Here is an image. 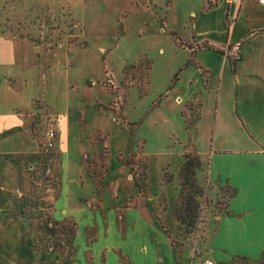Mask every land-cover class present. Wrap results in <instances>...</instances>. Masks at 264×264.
Returning a JSON list of instances; mask_svg holds the SVG:
<instances>
[{
    "label": "rangeland",
    "instance_id": "374dc122",
    "mask_svg": "<svg viewBox=\"0 0 264 264\" xmlns=\"http://www.w3.org/2000/svg\"><path fill=\"white\" fill-rule=\"evenodd\" d=\"M214 1L0 0V264L217 260L233 190H212L199 119L225 65L178 36L235 58L264 5L226 21Z\"/></svg>",
    "mask_w": 264,
    "mask_h": 264
},
{
    "label": "crops",
    "instance_id": "0c3cea01",
    "mask_svg": "<svg viewBox=\"0 0 264 264\" xmlns=\"http://www.w3.org/2000/svg\"><path fill=\"white\" fill-rule=\"evenodd\" d=\"M241 1L225 0V18L228 12L238 20ZM229 44L237 56L215 54L225 67L211 103L201 106L199 134L206 139L200 155L212 190H233L218 216L213 262L250 264L264 254V26L248 28L243 40Z\"/></svg>",
    "mask_w": 264,
    "mask_h": 264
},
{
    "label": "trees",
    "instance_id": "16d2710c",
    "mask_svg": "<svg viewBox=\"0 0 264 264\" xmlns=\"http://www.w3.org/2000/svg\"><path fill=\"white\" fill-rule=\"evenodd\" d=\"M216 5H217V3H216L214 0H207V8H212V7L216 6ZM227 16H228V12L226 13V20H227V18H228ZM226 30H227V31H226V37H227V39H228V38H229V33H230V27H229L228 25H226ZM176 35H177V34H176ZM178 39H180L179 44H180V46H182V47H186V46H188V47H190V48H196V49L200 47L201 49L213 50V51H215V52H217V53H220V54H223V55L226 54L224 48L219 47V46H216V45H213V44L209 43L208 41H204V43L201 44L200 46L197 45L196 47H194V46L187 45V43H186L187 39H186V38H181L180 36H178ZM230 47H231V45L229 44V45H228V48H230ZM233 69H234V67H233ZM189 161H190V160L188 159V161L185 163V166H184V169H183L184 172L190 170V165H191V163H190ZM146 167H147V165L144 163V164H143V168L145 169ZM191 185H192V187H194V188H195V187H196V188L199 187L198 185L195 186V183H194V182H192ZM139 187H140L141 189H144V181L140 182ZM191 201H192V200H190L189 198L185 197V194L183 193V190H182V192H181V201H180V203H179L180 208H181V209H187V211H188L189 209L192 208V202H191ZM30 216H31V215H30ZM180 216H181V213H180ZM193 216H195V212L193 213ZM186 219H187L186 217H180V220H181V221H185ZM46 229L51 230L52 228H49V227L46 225ZM60 229H63V228H60ZM76 229H77L76 223L73 222V225L70 226V227L66 230V233L69 234V235H71V236H75V234H76Z\"/></svg>",
    "mask_w": 264,
    "mask_h": 264
},
{
    "label": "built area",
    "instance_id": "2783aa9c",
    "mask_svg": "<svg viewBox=\"0 0 264 264\" xmlns=\"http://www.w3.org/2000/svg\"><path fill=\"white\" fill-rule=\"evenodd\" d=\"M258 2L264 5V0H258ZM47 137H48V147H52L53 140L56 137V132L54 128H50V130L47 131ZM202 264H214V262L213 260H205Z\"/></svg>",
    "mask_w": 264,
    "mask_h": 264
}]
</instances>
